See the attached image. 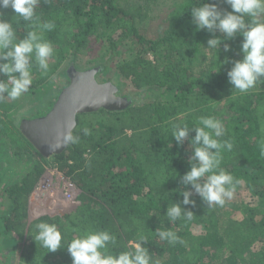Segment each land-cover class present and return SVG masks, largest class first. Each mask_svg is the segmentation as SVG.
Segmentation results:
<instances>
[{
    "label": "trees",
    "instance_id": "16d2710c",
    "mask_svg": "<svg viewBox=\"0 0 264 264\" xmlns=\"http://www.w3.org/2000/svg\"><path fill=\"white\" fill-rule=\"evenodd\" d=\"M204 2L220 4V0H188L172 18L166 34L146 38L139 26L148 15L150 1L127 10L116 0H41L36 17L39 23H55L52 31L44 33L55 53L46 76L33 67L31 89L44 83L68 56L87 49L92 38L102 40L113 53L130 39L139 46L130 58L118 63L119 74L135 88H155L169 92V97L77 115L73 134L79 135V143L68 144L51 156L58 170L80 189L76 207L68 212L28 220V196L42 172L41 162L47 159L23 138L34 151L28 152L29 162L23 164L25 155L1 140L0 159L10 170L0 171L5 196L0 241L15 244L16 264H72L67 244L84 232L100 230L116 237L115 245H109L111 253L132 249L143 236L146 241L141 243L148 248L152 264H264V156L258 143L264 140V82L245 94L233 89L227 72L232 60L242 58L243 37L238 34L222 40L220 49L207 48L208 39L223 34L196 29L191 7ZM225 10L232 9L227 6ZM0 11L4 20L13 23L18 37L32 30L35 19L23 21L11 8ZM224 43L230 46L227 52ZM200 54L205 62H200ZM225 57L230 58L228 63H223ZM201 116H215L223 122L226 134L220 139L231 140L233 149L223 151L220 167L235 179L244 176L254 203L233 199L223 207H208L191 185L181 183L190 170V138L195 131L178 145L172 126H199ZM85 127L91 135L83 133ZM3 131L0 119V137ZM185 187L195 204L182 203ZM173 203L192 211V220L169 221L166 212ZM40 222L56 224L65 247L51 252L36 242L35 226ZM166 228L184 243L160 240L157 231ZM256 242L260 247L254 249Z\"/></svg>",
    "mask_w": 264,
    "mask_h": 264
},
{
    "label": "clouds",
    "instance_id": "9594fccd",
    "mask_svg": "<svg viewBox=\"0 0 264 264\" xmlns=\"http://www.w3.org/2000/svg\"><path fill=\"white\" fill-rule=\"evenodd\" d=\"M41 0H0V9L11 8L15 17L32 24V30L25 36L18 37L13 23L4 20V13L0 11V100H18L27 93L33 84V67H37L42 76L50 70L49 60L54 56L55 48L51 41L44 37V33L52 31L55 23L45 21L39 23L36 9ZM230 6L231 11L221 10L217 3L204 2L199 6L191 7L192 22L197 30L206 29L211 33L217 30L222 37L214 36L208 39L207 48L215 49L223 41L242 35V58L232 60V67L227 72L229 83L240 94L247 93L264 82V0H223ZM224 51H229L227 43ZM230 58L225 57L223 63ZM219 71V70H218ZM199 126L189 128L187 125L173 124L172 137L178 145L183 144L194 130L195 136L190 138L193 154L189 159L190 170L182 177L184 186L191 185L208 207H223L235 194L238 179L221 168L223 151H231V140H221L226 134L223 122L215 116H201ZM69 124L59 136V141L51 145L54 150L68 144L79 143V135H74ZM85 135H91L87 127L82 129ZM259 143L260 155L264 156V140ZM173 175H179L175 173ZM184 205L195 204L191 200V191L186 187L181 191ZM166 217L174 222L181 218L192 220L193 212L185 210L179 203L168 205ZM37 234L35 241L48 251L55 252L62 246L63 235L54 223L40 222L36 224ZM160 240L169 244L181 243L183 239L170 228L157 231ZM146 241L143 236L130 250L119 253L109 252V245H115L116 237L107 230L88 231L73 238L67 244V250L72 257V264H152V258L147 247L142 246Z\"/></svg>",
    "mask_w": 264,
    "mask_h": 264
},
{
    "label": "rangeland",
    "instance_id": "374dc122",
    "mask_svg": "<svg viewBox=\"0 0 264 264\" xmlns=\"http://www.w3.org/2000/svg\"><path fill=\"white\" fill-rule=\"evenodd\" d=\"M127 10H134L135 8L146 4L150 1L148 15L142 21L139 26V32L146 38H158L167 33L170 23L174 15L182 8L188 0H116ZM227 4L220 0L219 7L221 10L227 8ZM264 20V17H261ZM139 44L134 40H125L116 53L114 50L110 51L107 49L106 45L102 40H97L92 38L88 44L87 49L68 56L58 68L50 75V77L41 85L35 88H30L31 90L22 95L18 100L4 99L0 100V119L4 121V131L0 137V142H7L12 149L17 150L21 155H25L24 163L28 164V152H34L31 148H28L27 142L23 139L24 137L18 130L19 119L22 116L32 117L36 114L44 113L49 107L50 103L53 102L56 95L59 93L60 89L65 86L67 81L63 77V69L69 64L73 63L78 69H86L91 66L98 65L106 60H108V65L106 66V73L99 74L98 79L100 81H106L110 79L113 83L118 86L120 93L123 95H131L133 101L136 104L145 103L148 101L156 100H166L169 97V92H162L161 90L155 88H140L136 89L130 83V81L122 77L118 70L117 65L122 59L130 58L133 53L137 50ZM113 53L110 59L108 54ZM208 54V53H207ZM200 62H205V58L202 54L199 55ZM208 60V59H207ZM203 65L199 66L201 68ZM196 67L195 69H199ZM50 101L46 108H43V102ZM24 147V148H21ZM41 162L42 172L40 173L36 183L38 184L42 177L51 175L53 179H56V173L58 168L53 163L54 159L52 157L46 158ZM9 169L5 162L0 159V171ZM71 179V178H70ZM240 183L236 186V191L234 197L231 200H243L244 202L254 203L251 191L246 185V179L244 176L240 178ZM34 196L32 193L28 196V220H32L35 217L41 215L45 210L41 211L39 208H35L33 205ZM5 204V196L1 194V184H0V210L1 205ZM4 206V205H3ZM45 212H50L52 214L54 209L47 210ZM197 231V230H196ZM5 244L0 241V264H16L18 257V250L14 244L4 240ZM260 247V243L256 242L253 245L254 249ZM9 250L11 251L10 253Z\"/></svg>",
    "mask_w": 264,
    "mask_h": 264
},
{
    "label": "water",
    "instance_id": "95a60500",
    "mask_svg": "<svg viewBox=\"0 0 264 264\" xmlns=\"http://www.w3.org/2000/svg\"><path fill=\"white\" fill-rule=\"evenodd\" d=\"M96 71V68L72 66L68 70L67 83L50 107L43 114L19 121L20 133L41 157L46 159L65 150L67 145L54 150L50 146L59 141V134L67 125L75 127L77 115L101 108L120 110L130 104L111 81H100Z\"/></svg>",
    "mask_w": 264,
    "mask_h": 264
},
{
    "label": "built area",
    "instance_id": "2783aa9c",
    "mask_svg": "<svg viewBox=\"0 0 264 264\" xmlns=\"http://www.w3.org/2000/svg\"><path fill=\"white\" fill-rule=\"evenodd\" d=\"M56 179L51 175L42 177L31 191L34 198L32 200L36 210H52L56 213H64L73 210L78 203L80 189L68 176L61 171H57ZM42 214H50V212Z\"/></svg>",
    "mask_w": 264,
    "mask_h": 264
},
{
    "label": "flooded vegetation",
    "instance_id": "af4514ba",
    "mask_svg": "<svg viewBox=\"0 0 264 264\" xmlns=\"http://www.w3.org/2000/svg\"><path fill=\"white\" fill-rule=\"evenodd\" d=\"M108 65V60L98 64V65H95V66H91L89 68H96L97 71H96V74H105L107 69H106V66ZM72 66H75L73 63H69L64 69H63V77L65 78V81H68V70L72 67ZM76 67V66H75ZM88 69V68H86ZM109 81H111L110 79H108ZM107 81V80H106ZM113 83V81H111ZM114 84V83H113ZM115 85V84H114ZM116 86V85H115ZM118 88V86H116ZM63 88V87H62ZM61 88V89H62ZM60 89V90H61ZM138 89V88H136ZM119 92H120V89L118 88ZM126 96L129 100H130V103L133 101V98L131 95H124ZM50 101H45L43 102V105L42 107L43 108H46L48 105H49ZM51 104V103H50ZM40 114H43V113H40ZM40 114H36V115H40ZM35 115V116H36ZM22 118H26L25 116H22L19 121L22 119Z\"/></svg>",
    "mask_w": 264,
    "mask_h": 264
},
{
    "label": "crops",
    "instance_id": "0c3cea01",
    "mask_svg": "<svg viewBox=\"0 0 264 264\" xmlns=\"http://www.w3.org/2000/svg\"><path fill=\"white\" fill-rule=\"evenodd\" d=\"M79 194H80V192H79ZM79 196V195H78Z\"/></svg>",
    "mask_w": 264,
    "mask_h": 264
}]
</instances>
